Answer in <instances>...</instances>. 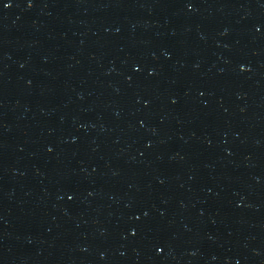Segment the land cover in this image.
Segmentation results:
<instances>
[{
    "label": "water",
    "instance_id": "95a60500",
    "mask_svg": "<svg viewBox=\"0 0 264 264\" xmlns=\"http://www.w3.org/2000/svg\"><path fill=\"white\" fill-rule=\"evenodd\" d=\"M0 264H264V0H0Z\"/></svg>",
    "mask_w": 264,
    "mask_h": 264
}]
</instances>
